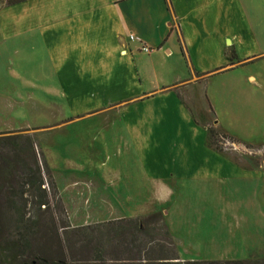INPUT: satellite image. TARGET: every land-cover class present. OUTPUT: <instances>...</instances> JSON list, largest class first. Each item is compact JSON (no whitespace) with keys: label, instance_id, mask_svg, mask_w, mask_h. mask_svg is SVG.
<instances>
[{"label":"rangeland","instance_id":"obj_1","mask_svg":"<svg viewBox=\"0 0 264 264\" xmlns=\"http://www.w3.org/2000/svg\"><path fill=\"white\" fill-rule=\"evenodd\" d=\"M42 1L12 8L0 0V136H29L49 171V175L43 172V179L53 188H49L47 209H28L27 216L38 224L28 239V253L13 257L4 250L17 235L12 225H5L6 232L0 236V264H31L44 258L58 264H134L132 252L125 253L115 237L122 226L118 220L156 210L163 221L165 217L173 222L184 217L191 227L196 224L202 232L195 235L207 241L214 232L220 238L221 250L214 253H207L199 240H184L194 243L191 247L195 250H186V254L181 250L183 258L248 259L252 263L263 260L264 55L228 70L230 63L238 65L243 60H235L230 50L223 66L199 73L196 68H211L217 59L194 41L193 29L188 28V61L174 33L165 43L170 49L168 55L162 48L156 51L140 43L133 57L140 93L161 86L167 92L155 93L154 97L143 93L127 102L123 84L119 81V87L115 83L116 75L126 65L123 57L107 43L100 51L89 45L87 21L69 23L62 30L43 31L32 28L35 18L27 21L22 17L23 23L17 20L16 31L10 33L5 26L6 11L10 16L15 10L40 6ZM238 3L242 12L222 10L221 5L220 13L214 15L219 21H211L221 27L210 25L198 33L204 31L216 41L223 34L234 38L241 27L245 32L249 30L257 42L245 39L238 47L239 57L249 56L255 54L252 50H264V31H258L260 17L245 10L246 0H238L237 8ZM23 24L29 27L20 31ZM169 91L202 129L205 145L219 153L218 158L204 152L200 139L194 136L196 132L192 134L188 125L177 123L181 119L172 108L174 102L162 96ZM159 107L162 111L157 110ZM154 145L157 152L153 151ZM187 146L201 153H197V162L202 163L205 186L200 191L197 187L185 188L180 193L181 202H173L172 198L160 205L145 174L164 168L162 154H176ZM176 157L174 165L181 160ZM171 163L167 161L168 168ZM215 164L217 175L208 179V171ZM106 172L114 176L119 173L120 179L119 190L108 192L107 208L100 202L98 183L91 184L94 175ZM120 215L124 218H116ZM88 225L94 229L92 235ZM150 227L156 233L162 232L158 222ZM236 238L243 239V253L240 247L236 249Z\"/></svg>","mask_w":264,"mask_h":264},{"label":"crops","instance_id":"obj_2","mask_svg":"<svg viewBox=\"0 0 264 264\" xmlns=\"http://www.w3.org/2000/svg\"><path fill=\"white\" fill-rule=\"evenodd\" d=\"M29 1L35 0H25L8 7L13 8L20 4L26 5ZM237 2L238 0H43L40 2V6L28 9L23 8L21 11L15 10L10 16H7L6 11L5 18L8 23L5 26L9 27L10 33H14V31H16L15 24H19L17 20H21L23 17L26 18L27 21H32V19L35 18L36 25L32 28L40 27L43 31H48V29L54 31L55 29H65L67 26L71 25L69 23L87 21V30H90L89 45H93L97 51H100L99 49H102L103 43H107L114 49L119 57H123V61L126 65L121 72L116 75L118 80H116L115 83L119 84V81H121L123 86L119 84V87L121 85V88L126 90L125 95L128 98L127 102H130L143 93L153 94L152 97H154L155 93L160 94L162 92H167L162 91L165 86H161L155 90L140 93L138 67L133 58L138 54L136 49L140 43L156 51H161L162 48L163 53L168 55L170 49L165 43L168 37L174 33L176 37L178 36L180 38L181 46L179 47H181L182 54L185 55L186 60H190L187 54V41L189 35L191 37V32L188 31V28L193 29L194 41L196 43L199 41L206 50V53L212 57L215 56V59H217L216 64L210 66L211 68L201 70L195 67L196 71L199 73H209L223 66L226 60H228L227 56H229L230 50L233 51L235 60H243L238 65H232V63H230L231 68L228 70L244 65L254 56L264 55V50L261 49L262 51L252 50L255 52L253 55L238 56V47L239 45H243V40L252 39L257 42L255 35L249 30L245 32L242 27L239 30V35H234V38L223 34L221 38L216 41L210 40V35L208 33L204 34V31L198 33L199 29H205L210 27V25L220 28V24L215 25L216 23H211L214 18L219 21L218 16L214 17V15L220 13L221 5L223 6L222 10L228 9L229 12L233 9L241 10L239 3L237 8ZM246 4L248 8H245V10L249 11L250 15L255 14L259 16L262 24L261 27L264 26V0H246ZM82 14H87V16ZM21 21L23 23V20ZM28 27L29 25L24 26L23 24L21 26L22 30L20 31L28 29ZM256 27L258 28L257 22ZM260 28L258 31H264V28ZM129 35L133 36L134 39H132V37L129 39ZM44 37L47 38L46 36ZM262 37H264V34ZM76 45L80 47V44ZM134 91L136 92L134 93ZM162 96H166L170 101L174 102L172 108L179 113L181 119V121H179L174 116L177 123L180 125L183 124V126L188 125L192 130V134L193 131L196 132L194 136L200 139L198 142H200L204 152H207L210 157L213 156L214 158H218L220 156L219 153L207 148L204 142V133L202 129L192 122L188 112L175 98L173 92L169 91L168 95L164 94ZM163 105H165V103ZM157 110L162 111V108L159 107ZM197 134H199V136ZM200 135H202L201 138ZM184 146H186V142ZM197 149L187 146L182 152L178 151L176 154L171 153V151H169L168 155L162 154L160 158L163 160L164 168L158 171L149 170L148 176L145 174V177H147V180L150 182L152 190L154 193H157V201L160 205L168 203L172 198L173 202H181L182 195L180 193L185 188L197 187L198 191H200L205 186L203 183L206 181L204 178L205 172L204 169L201 168V161L197 162V158L201 153ZM156 150L157 147L154 145L153 151ZM197 153L199 156H197ZM154 154L152 156H154ZM174 155L181 158L175 165L173 164L176 161ZM225 156L229 157L228 155ZM167 161H172L171 167L169 166L170 168L167 167ZM216 172L217 169L215 164L212 170L208 171L209 174H207V178L214 177L217 175ZM118 175L119 173L114 176L106 172L94 175L93 179H91L93 180L91 182L92 185L98 183L101 191L99 199L100 202L106 203V208L108 204V192L112 193L113 190L116 191L115 188H117L118 181H120ZM131 184L133 189L134 181H132ZM109 206L113 207L112 205ZM116 218H124V216L120 215L119 217L116 216ZM187 222L184 217L177 219V221L174 220V222L167 221L166 217L164 219L168 234L172 240L176 242L175 245L178 247L177 251H179L180 254L178 256L181 260H193L191 257L183 258L181 256L182 252H180L183 250L186 254V250H195L191 247L194 243H185L184 240L189 238H192L194 241L199 240V243L205 247L207 253H214L220 249V238L215 232L212 233L210 240L207 241L195 235L202 232L200 227H197L196 224L191 227ZM234 240L238 243L236 249L240 247L241 253H243V239L238 240L236 238ZM199 247L200 246H197V249Z\"/></svg>","mask_w":264,"mask_h":264},{"label":"trees","instance_id":"obj_3","mask_svg":"<svg viewBox=\"0 0 264 264\" xmlns=\"http://www.w3.org/2000/svg\"><path fill=\"white\" fill-rule=\"evenodd\" d=\"M25 0H5L12 5ZM208 136L211 132H207ZM227 139L219 135V138ZM232 142V141H231ZM49 175L42 154L35 151L34 141L27 135L0 136V236L6 232L8 224L17 231L14 241L6 243L4 250L13 257L28 253L30 240L36 222L27 216L28 209L35 207L47 209L49 188L52 185L43 179V172ZM53 189V188H52ZM122 226L117 228L116 239L124 252H132L134 264H250L251 260H179L176 245L165 227L159 210L144 216L118 220ZM159 223L162 232L156 233L150 227ZM124 225V226H123ZM91 235L94 229L87 226ZM55 236H58L56 234ZM93 237V236H92ZM92 241L94 238H91ZM89 243V242H87ZM91 243V241H90ZM89 243V244H90ZM9 254V255H10ZM32 261L31 264H58L50 259ZM252 264H264V259Z\"/></svg>","mask_w":264,"mask_h":264},{"label":"water","instance_id":"obj_4","mask_svg":"<svg viewBox=\"0 0 264 264\" xmlns=\"http://www.w3.org/2000/svg\"><path fill=\"white\" fill-rule=\"evenodd\" d=\"M21 264H28V263H26V262H23V263H21Z\"/></svg>","mask_w":264,"mask_h":264},{"label":"built area","instance_id":"obj_5","mask_svg":"<svg viewBox=\"0 0 264 264\" xmlns=\"http://www.w3.org/2000/svg\"><path fill=\"white\" fill-rule=\"evenodd\" d=\"M131 38V37H130Z\"/></svg>","mask_w":264,"mask_h":264}]
</instances>
